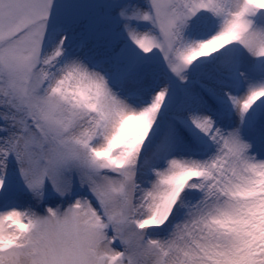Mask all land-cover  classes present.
Masks as SVG:
<instances>
[{
    "label": "snow or ice",
    "instance_id": "obj_1",
    "mask_svg": "<svg viewBox=\"0 0 264 264\" xmlns=\"http://www.w3.org/2000/svg\"><path fill=\"white\" fill-rule=\"evenodd\" d=\"M0 264H264V0H0Z\"/></svg>",
    "mask_w": 264,
    "mask_h": 264
}]
</instances>
